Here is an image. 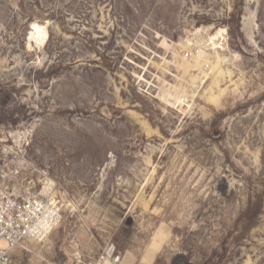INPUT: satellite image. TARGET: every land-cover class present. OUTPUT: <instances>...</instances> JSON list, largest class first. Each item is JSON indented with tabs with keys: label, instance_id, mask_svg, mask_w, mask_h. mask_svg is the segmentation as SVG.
<instances>
[{
	"label": "rangeland",
	"instance_id": "374dc122",
	"mask_svg": "<svg viewBox=\"0 0 264 264\" xmlns=\"http://www.w3.org/2000/svg\"><path fill=\"white\" fill-rule=\"evenodd\" d=\"M0 186L14 264H264V0H0Z\"/></svg>",
	"mask_w": 264,
	"mask_h": 264
},
{
	"label": "built area",
	"instance_id": "2783aa9c",
	"mask_svg": "<svg viewBox=\"0 0 264 264\" xmlns=\"http://www.w3.org/2000/svg\"><path fill=\"white\" fill-rule=\"evenodd\" d=\"M193 56L186 52L185 59ZM58 207L46 197L32 193L14 197L0 186V264H14L16 249L29 240H35L57 225ZM121 253L114 246L105 249L97 258L87 260L81 256L69 264H119Z\"/></svg>",
	"mask_w": 264,
	"mask_h": 264
},
{
	"label": "bare ground",
	"instance_id": "6f19581e",
	"mask_svg": "<svg viewBox=\"0 0 264 264\" xmlns=\"http://www.w3.org/2000/svg\"><path fill=\"white\" fill-rule=\"evenodd\" d=\"M219 39V35H217L216 37L214 36L213 40L216 41Z\"/></svg>",
	"mask_w": 264,
	"mask_h": 264
}]
</instances>
